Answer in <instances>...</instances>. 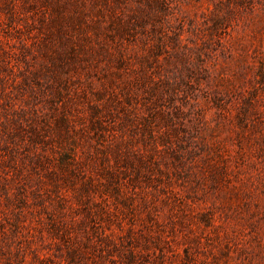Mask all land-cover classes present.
Segmentation results:
<instances>
[{"label": "rangeland", "instance_id": "374dc122", "mask_svg": "<svg viewBox=\"0 0 264 264\" xmlns=\"http://www.w3.org/2000/svg\"><path fill=\"white\" fill-rule=\"evenodd\" d=\"M128 8L115 14L124 20ZM170 11L133 36L71 31L73 51L55 66L42 62L37 76L26 72L25 83L22 63L0 68V264H122L91 233L76 195L81 180L55 190L46 169L37 175L26 165L31 127L40 118L54 126L63 113L81 169L93 177L89 194L108 209L101 216L109 220H95L97 233L130 228L138 243L160 233L170 246L149 242L146 264H264V0H172ZM31 16L24 9L13 18L16 31L0 12V38L9 39L0 48L19 53L17 36L37 41ZM26 57L40 67L41 55ZM49 137L51 153L64 139L53 129ZM137 157H150L151 170L136 175ZM71 245L81 249L75 262ZM185 248L189 258L173 255Z\"/></svg>", "mask_w": 264, "mask_h": 264}, {"label": "trees", "instance_id": "16d2710c", "mask_svg": "<svg viewBox=\"0 0 264 264\" xmlns=\"http://www.w3.org/2000/svg\"><path fill=\"white\" fill-rule=\"evenodd\" d=\"M0 0V12L6 14V19L9 21L10 28L13 30H19L17 25L12 24V19L16 16H20L24 9L32 12V21L38 20L39 22V38L37 41L27 43L23 37L17 36L19 44V53H16L12 49L0 48V68L2 70H9L12 72L14 67H19L23 64V69L20 70L22 74V81L25 83L28 81V74L31 76H37L43 73L47 69L46 65L42 62L48 60L52 66L59 64L62 61L63 55L66 53V49L73 51L74 45L72 44L71 31H76L82 37H89L88 31L91 30L95 37H98L102 31L115 30V35L130 34L133 36V29L139 26L140 29L151 25L155 27L153 20H158L161 15H168L171 11L172 0ZM229 2L241 3L244 0H228ZM134 3V8L131 10L128 8V3ZM123 4L129 9V13L126 14L124 20L119 15H116L115 9ZM105 12H108L114 17H118L115 22L113 20L107 21ZM220 19V18H219ZM215 19V25L221 21ZM6 23L4 19L0 18V25ZM44 30V32L42 31ZM42 34V35H41ZM179 34V33H178ZM4 39V40H3ZM7 37L0 38V47L3 43H8ZM27 54H31L32 59L41 55L42 61H39L40 67L31 68V63L27 60ZM45 67H44V66ZM43 66V67H42ZM45 68V69H44ZM24 71V72H23ZM27 72V73H26ZM34 122L37 120V115L32 118ZM171 121V118L169 119ZM31 127L33 135L29 138L30 144L29 153L27 157H24L26 165L30 167V170L39 174V169H46V175L50 179L55 177L52 187L58 190L60 181L63 183L70 182L71 185L75 184L76 179H80V185L76 188V195H78L79 203L82 206V213L86 218H89L93 222L91 226V233L97 235L100 243L110 246L111 249L117 251L118 256L121 258L122 264H146L149 262L147 258L150 255L148 249L150 243H153L154 247H158V243L164 240L168 243V240L162 239L161 234L158 233L155 236H149L150 234L143 235L145 240L142 243L135 241L131 230H127L126 234L121 232H105L102 230L97 233L94 223L96 218H102V220H109L105 218L107 216L108 209L104 206L96 207L97 205L92 200V196L89 194V189L93 185V177L88 176L81 169V160L76 155L74 149L73 139L71 138V130L74 128L71 126L68 117L63 113L59 117L55 118L54 126L47 124L46 119L40 118ZM98 121H91V125L97 124ZM53 129L57 135L61 136L64 140L56 141L57 149L52 150L51 153L47 152V145L52 137L45 138L47 133ZM176 130V129H175ZM39 146V147H38ZM122 150L118 149L117 154ZM189 152V151H188ZM142 155V153H141ZM127 161L130 162L127 158ZM117 162V161H116ZM140 168H146L151 170L150 157H137V165H135L134 171L136 175L141 174ZM108 170V169H107ZM109 171V170H108ZM30 173V172H29ZM111 174V172H107ZM109 178L112 176L109 175ZM108 178V179H109ZM148 178H151L148 175ZM36 183L41 185L43 181L40 176H37ZM103 184V183H102ZM32 198L35 202H39L41 197L35 191H31ZM59 195V194H58ZM84 196V198H83ZM22 203H26L28 195L21 190H18L16 197ZM59 198H62L59 196ZM106 201V198H103ZM162 202H167V199H162ZM19 206V205H18ZM105 213V216L101 214ZM148 216H152V213L148 212ZM2 217L0 214V221ZM201 220H207L205 215L201 217ZM79 224L84 223L81 219ZM53 227H65L64 222L61 221L59 224L55 223ZM67 229V228H66ZM142 236V235H141ZM155 240L153 241L152 239ZM86 239H89L88 236ZM99 243V244H100ZM87 244V240L83 242ZM168 246L170 244L168 243ZM102 249V248H101ZM103 250V249H102ZM154 250V249H152ZM184 255L179 252H174L173 255L179 257V260L189 258V251L183 249ZM80 246L71 245L67 247L66 255L69 262H75L77 257L80 256ZM160 255H164V252L160 249ZM34 256L37 260H40L39 256L34 252ZM139 256H144V260H139ZM46 258H49L46 256ZM156 261L155 264H165L164 260ZM171 264V263H168Z\"/></svg>", "mask_w": 264, "mask_h": 264}]
</instances>
